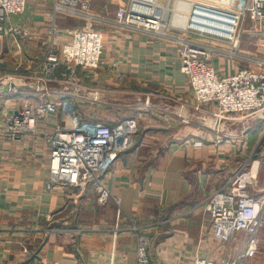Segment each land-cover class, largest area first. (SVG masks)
Returning <instances> with one entry per match:
<instances>
[{"label": "crops", "instance_id": "obj_1", "mask_svg": "<svg viewBox=\"0 0 264 264\" xmlns=\"http://www.w3.org/2000/svg\"><path fill=\"white\" fill-rule=\"evenodd\" d=\"M89 1L85 11L56 0H28L24 12L5 20L0 72L22 74L26 82L20 93L4 92L15 97L4 102L0 115L43 96L26 84L42 76L39 62L51 41L61 50L75 29H101L103 63L76 72L83 97L66 95L58 73L44 99L68 98L97 121L137 119L135 146L119 155L106 176L121 207L113 200L101 204L91 186L49 187L46 135L61 121L51 113L25 139H0V264H136L135 226L152 236V264H191L197 257L253 264L264 256V228L257 255L246 258L245 233L231 243L214 238L206 200L228 189L251 155L260 158L256 190H264V117L218 120L215 104H197L180 53L183 42L197 36L182 28L156 32L119 22L118 8L131 0ZM252 23L246 27L254 28ZM15 26L22 32L10 31ZM242 32L239 51L231 41V51L220 47L216 53L220 73L264 71V32ZM252 35L263 44L260 57L249 48Z\"/></svg>", "mask_w": 264, "mask_h": 264}, {"label": "built area", "instance_id": "obj_2", "mask_svg": "<svg viewBox=\"0 0 264 264\" xmlns=\"http://www.w3.org/2000/svg\"><path fill=\"white\" fill-rule=\"evenodd\" d=\"M56 3L80 7L85 11L90 8L89 0H56ZM27 4L28 0H0V38L5 32V20L24 12ZM193 4L195 9L196 6L203 5L217 8L223 13L230 12L234 18L228 35L193 27L185 30L197 36L196 39L185 40L180 49L181 70L188 78L197 104H215V116L218 120H236L238 116L264 117V71L243 68L234 74L220 73L214 66V59L221 49L208 44L205 39L237 42L238 32L250 31L246 27L249 19L255 22L251 30L264 32V0H242L238 3L231 0V9L199 1ZM149 6L145 0H131L128 5L118 8L117 19L121 23L141 25L156 32H160L161 25L165 30L169 28L167 21L161 20L157 13L146 11ZM156 11L161 12V9L158 7ZM213 19L221 23L218 26L222 31L229 30L226 18ZM239 27L241 30H238ZM10 31L22 32L17 27H11ZM104 51L102 30L90 25L75 29L72 40L61 50L51 41L39 62L42 76L32 78L26 84V87L38 93L43 92V96L34 103H25L18 109L0 115V139L21 141L35 133L39 122L51 113L59 114L61 121L46 135L50 144L47 178L49 187L73 186L86 189L91 186L97 191L101 204L113 200L121 207V199L113 195L106 184V176L119 155L135 146L139 128L137 119L124 118L116 123L97 121L75 110L68 98L44 99L49 94V88L60 80L58 73L64 83L66 95L83 94L77 83L76 72L78 68H98L103 63ZM5 74L0 72V92L12 95L20 93L19 88L25 85L26 77L16 73ZM95 98H99L98 92L95 93ZM259 164L260 158L251 155L231 177L229 188L215 191L206 200L214 238L221 243H230L236 234L245 233L248 236L244 251L246 258L257 255L264 228V190H256ZM134 229L138 234L136 264H152V237L142 233L138 226ZM191 264L215 262L207 257H197Z\"/></svg>", "mask_w": 264, "mask_h": 264}, {"label": "bare ground", "instance_id": "obj_3", "mask_svg": "<svg viewBox=\"0 0 264 264\" xmlns=\"http://www.w3.org/2000/svg\"><path fill=\"white\" fill-rule=\"evenodd\" d=\"M148 5V9L146 10L148 13L151 11L152 13H157V16L161 17V12L156 11V8L159 7L161 11H165L167 13L169 11V7H165L164 5H160L157 0H145ZM195 9L193 3H186V2H180L178 3V7L176 10H185V15H182L181 13H177L174 19V22L176 24L188 26L183 29L188 28H197V29H203L205 31L214 32V33H222L225 35L230 34V30L232 28V24L234 22V18L231 16L230 12H222L221 10L217 8H213L211 6H203L200 5V7H196ZM143 10L142 8H139ZM183 10V11H184ZM195 11V12H194ZM213 17H224L228 20L229 24H226V27L229 29L227 31H222V29L218 26L221 25L220 22L217 21V19H213ZM164 20V22L167 20V16L165 15L164 18L161 17V20ZM159 22V21H158ZM160 25V22H159ZM235 27V26H234ZM165 27L161 25L160 32H164ZM235 30V28H233ZM159 31V30H158Z\"/></svg>", "mask_w": 264, "mask_h": 264}, {"label": "rangeland", "instance_id": "obj_4", "mask_svg": "<svg viewBox=\"0 0 264 264\" xmlns=\"http://www.w3.org/2000/svg\"><path fill=\"white\" fill-rule=\"evenodd\" d=\"M182 2V0H172L170 1V4H167V0H159L160 3L164 4L165 7H169V11L167 13H165V11H161V17L164 18V16L166 15L167 16V23H168V27H174L176 29H181V30H184L183 28L185 27H188V26H184V25H180V24H176L174 22V19H175V16L177 13H181L182 15H185L184 13H186V11L184 10H176L177 7H178V3ZM195 1H199V2H202V3H205L207 5H212V6H215V7H219V8H227V9H231V0H183V2H186V3H193ZM237 3L242 1V0H235ZM158 2V1H157ZM164 13V14H163ZM249 21H251L252 25L255 24V22L252 20V19H249ZM17 27V26H15ZM254 27V26H253ZM18 29H20L19 27H17ZM249 29V28H248ZM253 28H250V31H248L247 33H256L255 30H251ZM238 30H241V28L239 27ZM243 33L241 34V36L237 35V38H238V41L233 43V46L238 48V51H239V48H240V42L242 39L239 40V37L242 38L243 36ZM246 33V32H245ZM252 43H250L251 46H249V48H251V50H253L254 52L257 53V55L260 57V54H261V46L263 44L260 43V37L258 35H252ZM208 42V44L216 47V48H220V47H226L227 50L231 51V42H215V41H211V39H208V38H205ZM223 48V49H224ZM221 49V48H220ZM217 56V55H216ZM215 56V57H216ZM246 68H250V67H246ZM243 69V68H242ZM3 75H6L3 73ZM17 81H19V79H16ZM82 97H83V94L81 93ZM12 97H15V96H12V95H4L3 92H0V109H2L3 105H4V102H6L9 98H12ZM75 110L77 111H82L81 108L77 107V106H74L73 107ZM148 235V234H147ZM150 236V235H148ZM152 237V236H151ZM231 243V242H230ZM217 264H231V261L230 260H224L222 262H219ZM253 264H264V256H262L259 260L257 259Z\"/></svg>", "mask_w": 264, "mask_h": 264}, {"label": "water", "instance_id": "obj_5", "mask_svg": "<svg viewBox=\"0 0 264 264\" xmlns=\"http://www.w3.org/2000/svg\"><path fill=\"white\" fill-rule=\"evenodd\" d=\"M196 7H199V6H196Z\"/></svg>", "mask_w": 264, "mask_h": 264}]
</instances>
